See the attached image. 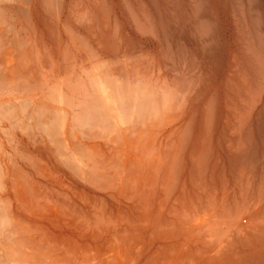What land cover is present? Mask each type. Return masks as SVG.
<instances>
[{"label":"bare ground","instance_id":"obj_1","mask_svg":"<svg viewBox=\"0 0 264 264\" xmlns=\"http://www.w3.org/2000/svg\"><path fill=\"white\" fill-rule=\"evenodd\" d=\"M0 264H264V0H0Z\"/></svg>","mask_w":264,"mask_h":264}]
</instances>
